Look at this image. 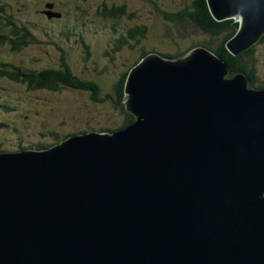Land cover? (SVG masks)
<instances>
[{
  "label": "water",
  "instance_id": "1",
  "mask_svg": "<svg viewBox=\"0 0 264 264\" xmlns=\"http://www.w3.org/2000/svg\"><path fill=\"white\" fill-rule=\"evenodd\" d=\"M233 55L264 0H206ZM198 46L128 72L134 120L0 152V264H264V87Z\"/></svg>",
  "mask_w": 264,
  "mask_h": 264
},
{
  "label": "rangeland",
  "instance_id": "2",
  "mask_svg": "<svg viewBox=\"0 0 264 264\" xmlns=\"http://www.w3.org/2000/svg\"><path fill=\"white\" fill-rule=\"evenodd\" d=\"M41 1L46 2V8ZM99 2L126 5L135 12L136 22L149 19L150 25L156 29L161 24L160 18L150 19L152 5L143 0H7L15 20L22 21L26 28L29 27L27 24L35 25L32 29L28 28L33 41L24 50L12 52L7 45H0L1 60L41 68L55 66L60 63V55L67 54L75 75L95 78L102 86L100 102L91 100L89 93L83 90L63 86L56 93L39 92L28 89L25 83L14 82L0 75V144L7 151L15 152L20 144L30 146L32 143L52 142L51 135L55 134L63 136L90 128L112 130L121 125L124 114L114 103L116 96L113 85L124 71V64L134 61L135 56L128 47L122 48L120 53H112L109 42L114 33L111 28L120 24L95 15ZM166 2V6H173L174 0ZM86 4V11L80 12L78 6L85 7ZM162 5L163 2L160 7ZM44 9L53 14H43ZM44 18L49 21H43ZM65 26L74 27L69 37L63 34ZM162 28L165 30L162 35L167 38L168 29L164 24ZM196 41L195 37L187 34L182 46L189 47ZM168 44V47L174 46ZM150 45L153 42L148 40L145 47L150 49ZM155 46L164 49L160 44L156 43ZM255 72L259 81H264V41L256 45ZM6 102L10 103L9 109H4Z\"/></svg>",
  "mask_w": 264,
  "mask_h": 264
},
{
  "label": "trees",
  "instance_id": "3",
  "mask_svg": "<svg viewBox=\"0 0 264 264\" xmlns=\"http://www.w3.org/2000/svg\"><path fill=\"white\" fill-rule=\"evenodd\" d=\"M83 1L85 2L87 0ZM143 1L152 5L151 7L153 9L150 10V19L160 18L161 20V24L157 27V29L152 27V24L150 25L149 19L146 21L139 20L136 22L135 12L130 11L124 4L118 5L116 3L108 4L99 2L98 7L96 6V16L120 24L119 27H113L112 25L111 28L113 31L112 33H114L109 42L112 53H120L122 48L128 47L131 49L130 51L133 53V56H135L134 61L129 64H124V71L121 72L113 85L115 92L114 95L116 96V101L114 103L124 114L123 121L121 122L119 128L126 126L134 120V117L125 110L123 103L127 74L134 64L150 52H156L164 57H175L186 53L194 47L202 46L212 51L229 66V76L236 73H244L250 79L249 87H264V81L261 80L260 82L255 72L256 45L264 41V35L257 43L248 49L237 55H233L226 49L225 44L235 33L238 26L237 22L233 19L216 21L209 12L206 0H174L173 6L169 5L170 7L166 6V1L168 0ZM6 2L7 0H0V45H7L12 52H20L29 47L31 41H33V35H31L28 30L32 29V26H34L35 23L31 25L26 23L29 26V29L26 28L22 24V21L14 19L12 10H10V6ZM161 2H163L164 5L160 7ZM42 3L43 1H41V5ZM45 5L46 2L43 3L44 8H46ZM86 7H88V4H86L85 7L78 6L80 12L82 13L86 11ZM43 11H45V9ZM46 20L48 19H43V21ZM163 24L164 27L168 29L169 36L167 38H164L162 35V32H165L162 28ZM73 29L74 27L65 26L63 28V34L68 36ZM187 34L195 37L197 40L189 47H186L185 45L182 46V42H184ZM148 40L153 42V45H150V49L145 47V45L148 44ZM167 40L169 42H167ZM79 42L81 43L82 40H79ZM156 43L160 44L164 49L161 50L160 47L155 46ZM168 43H172L174 46L168 47ZM166 44L168 48L166 47ZM171 47H176L177 49L171 50ZM106 53L108 52L106 51ZM59 58L60 63H57L55 66L50 65L41 68L26 67V65L21 63L19 65L14 63L11 64L0 59V75L14 82L25 83L28 89L39 92L47 91L56 93L61 91L63 86L83 90L89 93L91 100L101 102L102 97L100 96V91H102V86L100 83L96 81L95 78H83L75 75L74 72H72L69 60L67 59V54H61ZM111 60H113V58H111ZM258 81L260 83H258ZM6 103L7 105L4 104L6 105L4 109H9L10 103ZM99 129L95 130L90 128L88 130H110L107 128ZM88 130L86 129L81 131ZM69 135H71V133L63 136H59L57 134L51 135L52 142H46L43 144L32 143L30 146L20 144L16 147L17 150L15 151L48 148ZM5 151H7V149L0 144V152Z\"/></svg>",
  "mask_w": 264,
  "mask_h": 264
},
{
  "label": "bare ground",
  "instance_id": "4",
  "mask_svg": "<svg viewBox=\"0 0 264 264\" xmlns=\"http://www.w3.org/2000/svg\"><path fill=\"white\" fill-rule=\"evenodd\" d=\"M31 12V11H30ZM235 23V22H234ZM127 28V27H126ZM233 34V33H232Z\"/></svg>",
  "mask_w": 264,
  "mask_h": 264
}]
</instances>
